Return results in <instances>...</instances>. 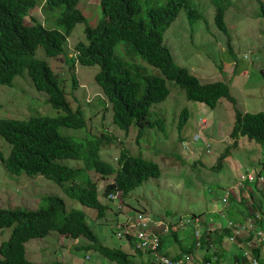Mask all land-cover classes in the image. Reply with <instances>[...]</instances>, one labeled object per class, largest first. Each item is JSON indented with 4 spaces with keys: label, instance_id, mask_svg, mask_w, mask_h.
<instances>
[{
    "label": "rangeland",
    "instance_id": "374dc122",
    "mask_svg": "<svg viewBox=\"0 0 264 264\" xmlns=\"http://www.w3.org/2000/svg\"><path fill=\"white\" fill-rule=\"evenodd\" d=\"M44 2L38 0V6L30 11V16L42 23L45 22L41 14ZM192 3L202 18L189 23L185 11L180 10L176 19L164 31L163 42L170 48L175 61L185 65L202 81L218 79L225 83L232 100L221 97L213 108H209L200 102L188 100L177 83L167 80L170 94L166 100L152 104L149 109L148 119L160 121V126L138 132L132 124L123 130L113 123L111 104L95 81V74L100 69L99 63L76 64L71 70L66 54L48 57L43 50L37 49L36 56L44 58L58 73L72 108L81 104L84 109L85 128L60 127L59 130L76 138L80 135L84 137V132L90 136L104 135L99 153L105 161L117 167V159L121 151L126 149L131 155L156 164L159 174L149 176L128 195L123 197L118 192L113 200H109L103 199L101 194L106 184L113 183L114 176L101 179L97 172L89 171L99 193L98 199L107 206L105 215L99 217L95 210L70 199L51 180L23 172L18 175L9 174L0 159V208L32 210L41 198L57 196L65 200L69 211L76 209L86 213L88 225L102 244L121 247L128 253H134L138 262L155 264L148 251L138 253L137 243L132 247L128 238H120L116 234L128 218L135 215L136 210H141L149 221L164 226L165 233L160 235V239L163 237L166 243L159 250L169 256L182 254L178 242L186 244L195 240L192 236L194 231L195 248L193 253H184L178 259L183 264H230V256L235 258V249L238 251L243 247L258 245L263 262L257 260V264H264V244L259 239L248 231H242L240 237L249 238L250 241V245L245 246L233 242L234 238L229 235L233 231L227 230L229 222L234 225L243 224L248 214L261 210L252 207V202L261 200L264 194V177L256 178L257 171L263 169L264 144L244 136L236 138L234 142L228 136L235 109L264 114V17L261 14V3L264 4V0H228L223 17L227 33L215 27L214 10L208 0H192ZM141 6L140 16H143L145 8ZM77 8L90 20L92 26L102 18L100 0H80ZM56 19L54 17L53 20ZM26 21L29 22V19ZM83 28V24L75 25L68 36V55H72L75 44L82 40ZM226 39H229L230 47ZM122 44L118 45L117 53L129 59L128 54L126 56L120 51ZM134 59L145 65L149 72H158L138 55L135 54ZM218 65H222L221 69ZM71 71L77 77L74 88L70 80ZM47 100L48 94L36 90L25 72L16 74L11 84L0 83V118L55 116L57 110ZM91 100L92 103L89 102ZM154 108L159 112L153 113ZM183 108L188 110V121L179 132L176 123ZM226 146L227 154L218 164L217 159ZM8 151V145L0 138V152L4 158ZM69 163L80 164L73 161ZM244 173H248L247 179L242 178ZM226 192L232 193L238 203L241 197L245 198L242 204L248 207L247 215L237 216L236 209H232L230 213L233 218L235 215V219H227L228 214L223 208L227 204ZM259 218L263 223L257 227L264 230V217L255 214L249 220ZM154 229H159V226ZM10 230L11 227L0 229V243L8 238ZM214 231L220 237L219 241L211 242L208 234L205 238L207 246H202L200 237L203 232ZM172 232H176L177 238ZM77 241L80 244L87 243L83 237L73 240L50 231L42 238L26 240L24 254L31 264H114L115 260L108 259L93 248H89L84 257L86 249H74ZM231 244L235 245V249L232 250Z\"/></svg>",
    "mask_w": 264,
    "mask_h": 264
},
{
    "label": "trees",
    "instance_id": "16d2710c",
    "mask_svg": "<svg viewBox=\"0 0 264 264\" xmlns=\"http://www.w3.org/2000/svg\"><path fill=\"white\" fill-rule=\"evenodd\" d=\"M41 14L45 17L42 23L30 16L38 6V0H0V83L11 84L16 74L26 69L33 81H37L36 90L48 94L49 104L56 109L55 116L35 115L23 118H0V138L9 147L4 158L0 159L9 174L20 172L29 176L39 175L53 181L65 194L81 206L95 210L99 217L105 215L107 206L98 199V190L89 171L99 174L101 179L113 175V183L106 184L101 194L103 199L110 194L122 193L128 195L138 188L149 176L159 174L156 164L141 160L123 149L117 159L118 166L105 161L99 151L102 137L90 136L76 138L59 130L60 127L73 129L85 128L86 119L82 105L72 108L66 99L65 88L58 74L44 58L37 57V49L43 50L48 57L66 54L69 59V69L75 68L76 57L79 63H99L100 69L95 74V81L100 85L102 93L112 107L113 123L123 130L134 125L138 132L143 129L159 127L160 121L149 120V109L152 104L161 103L170 94L167 80H172L184 91L188 100L200 102L213 108L219 98L232 100L228 95L227 85L218 79L202 81L185 65L173 58L170 48L163 42V33L176 19L180 10H184L189 23L201 19L197 9L193 8L192 0H100L102 18L92 26L83 13L77 8L80 0H44ZM213 7V22L216 28L227 33L223 17L228 7V0H208ZM145 8L140 16L142 6ZM58 10V13L57 11ZM146 11V12H145ZM261 14L264 17V4L261 3ZM140 16V18H139ZM56 17V20H53ZM29 19V22L26 21ZM83 24V38L75 44L77 56L68 55V36L75 25ZM122 54H128L126 59L117 53L120 43ZM229 46V39H226ZM153 66L158 72H149L145 65L138 63L134 55ZM221 69L222 65L217 66ZM70 80L73 88L77 84L75 72L71 71ZM66 81V79H65ZM103 106H105V101ZM92 103V100L89 101ZM159 110H153L158 113ZM188 121V110L183 108L178 116L176 128L179 132ZM233 141L244 136L249 140L264 144V114L240 112L234 110V121L228 135ZM104 144V143H103ZM226 146L218 157L227 154ZM69 161L80 164H71ZM264 169V164H263ZM257 171V177H264V171ZM227 204L223 212L228 220L235 215H247L248 207L240 198L239 203L230 192H227ZM228 199L230 203H228ZM262 199L250 204L262 209ZM236 209L234 218L230 212ZM142 212L141 210H136ZM136 213L131 218L136 217ZM143 213V212H142ZM144 214V213H143ZM212 214V213H211ZM146 216V214H144ZM216 215V214H215ZM217 216V215H216ZM221 220V219H220ZM262 224L263 221H259ZM178 222H176L177 224ZM258 222H256L257 226ZM11 227L6 240L0 243V264H31L24 254V242L32 238H42L50 231H55L67 238L77 240L81 237L86 244L77 241L75 250L93 248L114 264H148L135 259V254L121 247H109L102 244L93 229L86 221V213L80 210H68L65 200L57 196L43 197L32 210L0 208V229ZM258 228V227H257ZM225 232L227 230L223 228ZM177 238L176 232H172ZM211 242L219 241L218 234L203 232L201 245L207 246L206 237ZM196 240V235L192 231ZM182 243L179 246L184 253H193L196 241ZM248 241L249 238H246ZM132 247L137 239L127 240ZM264 244V239H259ZM166 243L160 239V247ZM136 251L142 253V248L136 246ZM149 251V250H148ZM259 262L260 248H250ZM137 253V254H138ZM172 261L178 260L182 254L169 256ZM249 260L238 250L234 262Z\"/></svg>",
    "mask_w": 264,
    "mask_h": 264
},
{
    "label": "built area",
    "instance_id": "2783aa9c",
    "mask_svg": "<svg viewBox=\"0 0 264 264\" xmlns=\"http://www.w3.org/2000/svg\"><path fill=\"white\" fill-rule=\"evenodd\" d=\"M249 177L248 173L242 175V178L247 179ZM227 195V192L225 193ZM232 194V193H231ZM116 197V194H110L108 196L109 200H113ZM255 213L248 214L249 217L243 224H232L229 222V227L227 230L233 231V234H229L234 238L233 242L240 243L245 246L250 245V241L246 240V237H240L242 231H248L249 234H252L257 239H264V230L262 228H257L256 222L261 221V218L250 221V218H254V215L264 217V208L259 211H254ZM231 224V225H230ZM260 225V224H257ZM156 226H159V229H154ZM164 226L159 223H155L152 220L149 221L147 216L142 212H137L135 218H128L127 222L123 227H120L116 234L120 238H130L135 237L137 239V246L141 247L142 250L148 251L152 256V261L155 264H183L178 260L172 261L168 258L164 252L159 250L160 248V235L164 234ZM145 234V235H144ZM146 243H149L146 246ZM242 256L249 260L250 264H257V258L252 256L250 248H242ZM186 264V263H185ZM243 264V263H236Z\"/></svg>",
    "mask_w": 264,
    "mask_h": 264
},
{
    "label": "clouds",
    "instance_id": "9594fccd",
    "mask_svg": "<svg viewBox=\"0 0 264 264\" xmlns=\"http://www.w3.org/2000/svg\"><path fill=\"white\" fill-rule=\"evenodd\" d=\"M216 27V26H215ZM79 51H78V49H76V47H75V49H72V55H74L75 57L77 56V53H78ZM76 64H80L79 63V60H78V58L76 57V62H75V65ZM81 64H83V65H90V64H84V63H81ZM92 64H94V63H92ZM23 72H25L26 73V75L29 77V79H30V81H31V83H32V85H34V87H35V89H36V83H37V81H33V80H31V78H30V74L27 72V70L26 69H23L22 70V73ZM55 72V71H54ZM57 73V72H56ZM58 74V73H57ZM22 75H24V74H22ZM23 82H26V81H23ZM45 93V92H44ZM245 174H247V173H244L243 175H245ZM244 179V178H243ZM242 250V249H241ZM236 263H243V264H250V262L248 263V262H245V261H238V262H230V264H236Z\"/></svg>",
    "mask_w": 264,
    "mask_h": 264
},
{
    "label": "crops",
    "instance_id": "0c3cea01",
    "mask_svg": "<svg viewBox=\"0 0 264 264\" xmlns=\"http://www.w3.org/2000/svg\"><path fill=\"white\" fill-rule=\"evenodd\" d=\"M231 245H232V250L235 249V245L234 244H231ZM237 252L238 251H236V249H235V253L234 254L236 255ZM230 257H231V261L234 262V258L232 259V256H230Z\"/></svg>",
    "mask_w": 264,
    "mask_h": 264
}]
</instances>
